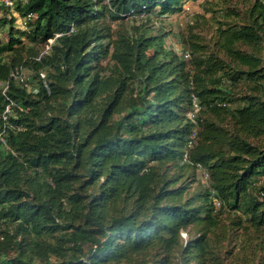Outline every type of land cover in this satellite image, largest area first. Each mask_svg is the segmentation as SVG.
<instances>
[{"label": "trees", "instance_id": "1", "mask_svg": "<svg viewBox=\"0 0 264 264\" xmlns=\"http://www.w3.org/2000/svg\"><path fill=\"white\" fill-rule=\"evenodd\" d=\"M12 1L18 18L0 0V130L15 103L0 264H227L228 230L243 228L264 252V0L242 19L207 8L214 39L192 26L189 60L150 21L198 0ZM20 67L38 92L11 79ZM198 166L209 179L191 191ZM226 210L236 218L221 233Z\"/></svg>", "mask_w": 264, "mask_h": 264}, {"label": "rangeland", "instance_id": "2", "mask_svg": "<svg viewBox=\"0 0 264 264\" xmlns=\"http://www.w3.org/2000/svg\"><path fill=\"white\" fill-rule=\"evenodd\" d=\"M255 4V0H231L228 4H224L220 0H198L196 2L188 1L185 3V11L179 12L174 15H169L165 18H158V17H152L151 24L154 26V34H161L166 33L168 34V38L166 41V45L171 48L172 50H175L179 56L182 57L184 52V46L181 42V37L184 35L185 37L190 34V28L192 26L197 27L194 32H197L201 36H203L207 41L212 42L214 39V24L211 21V13L206 14L207 8H213L214 10H220L222 8H225L226 6L232 9L237 10V12L240 13L242 18H246L247 13L253 8ZM13 14H15L16 18L20 16V14L13 10ZM206 16V19L198 20L197 23V17L198 16ZM3 13H0V19L3 18ZM240 19L232 18L233 22H238ZM140 20L136 21V23L140 24ZM201 25V26H199ZM115 28V24L113 25ZM13 34H16L17 36H21L24 44L26 46H29V40L25 36L26 30L22 28V25L20 24V20L14 24L12 29ZM8 33H9V27L7 26L6 29H0L1 38L4 40V42H8ZM26 54V53H24ZM26 56V55H25ZM189 60V59H187ZM28 77H31L29 72H25ZM247 88L244 86L239 87L236 92L243 93L246 91ZM193 173L197 175V183H195L192 186L191 191L195 190L199 184H202L204 182L201 178L200 172H196L194 169H192ZM240 216H242L241 213H239ZM236 218V214L231 210H226L221 215V229L220 232L223 233V230L225 227L229 226L231 223V220ZM244 220L247 223L248 226V218L244 217ZM229 239L227 242L224 243V245L227 247L228 250H234L235 258H229L227 259V264H259L261 259L264 257V252L260 250L259 247V240L257 237L253 234V231H246V229H236L230 232L228 230ZM182 241L185 243L189 239L188 232L183 231L181 233ZM179 255L176 254L174 264H179ZM52 260L54 262H57L59 258L57 256H52Z\"/></svg>", "mask_w": 264, "mask_h": 264}, {"label": "built area", "instance_id": "3", "mask_svg": "<svg viewBox=\"0 0 264 264\" xmlns=\"http://www.w3.org/2000/svg\"><path fill=\"white\" fill-rule=\"evenodd\" d=\"M3 2L6 4V6L8 8H10L11 10L14 9V3L12 0H3ZM60 35H57V37H59ZM54 43V40H50V44L49 46L46 48V50L41 54L40 57H38L36 60L37 61H40L41 60V57L42 55L46 54L52 44ZM183 58L185 60L189 59L190 56L188 53H185L182 55ZM11 79L15 80V81H18L23 87H25L30 93H36L38 92L37 89L35 87L32 86L31 84V79L26 75L24 69L22 67L20 68H17L15 69L12 73H11ZM41 79L43 80V83L45 85L46 88H48V83H47V80H46V75L45 74H41ZM8 89V83L5 84V88H4V94H6V90ZM15 106V103L13 101H10L9 105L7 106L5 112L3 113L2 115V119H3V122H4V126L3 128L0 130V145L3 146V147H7L8 146V140H7V128H8V125H9V116L12 112V107ZM200 106L199 104L195 101L194 103V112H199L200 111ZM194 138V136H193ZM192 143L189 144V147L191 146ZM188 153H186L184 155V159L187 160L188 159ZM197 171L202 173L201 175V178L204 182H207L208 179H209V174L203 170V168L201 166H198L197 168ZM221 207V204L220 202L216 201L215 202V212H217V210Z\"/></svg>", "mask_w": 264, "mask_h": 264}]
</instances>
